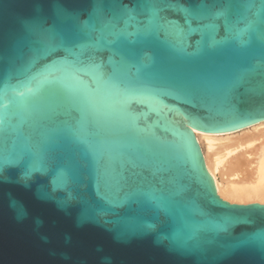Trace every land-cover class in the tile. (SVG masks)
Wrapping results in <instances>:
<instances>
[{
  "label": "water",
  "instance_id": "1",
  "mask_svg": "<svg viewBox=\"0 0 264 264\" xmlns=\"http://www.w3.org/2000/svg\"><path fill=\"white\" fill-rule=\"evenodd\" d=\"M264 121V0H0V264H264L193 134Z\"/></svg>",
  "mask_w": 264,
  "mask_h": 264
},
{
  "label": "bare ground",
  "instance_id": "2",
  "mask_svg": "<svg viewBox=\"0 0 264 264\" xmlns=\"http://www.w3.org/2000/svg\"><path fill=\"white\" fill-rule=\"evenodd\" d=\"M193 134L222 200L264 204V121L230 132Z\"/></svg>",
  "mask_w": 264,
  "mask_h": 264
}]
</instances>
